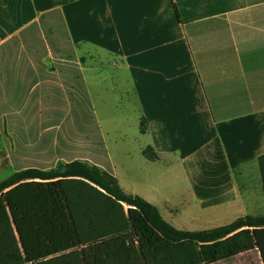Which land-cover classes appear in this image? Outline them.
I'll use <instances>...</instances> for the list:
<instances>
[{"label":"crops","instance_id":"crops-1","mask_svg":"<svg viewBox=\"0 0 264 264\" xmlns=\"http://www.w3.org/2000/svg\"><path fill=\"white\" fill-rule=\"evenodd\" d=\"M110 94L144 139L125 194L187 232L264 215V0H0V181L73 161L114 177Z\"/></svg>","mask_w":264,"mask_h":264},{"label":"trees","instance_id":"trees-1","mask_svg":"<svg viewBox=\"0 0 264 264\" xmlns=\"http://www.w3.org/2000/svg\"><path fill=\"white\" fill-rule=\"evenodd\" d=\"M143 156L157 159L150 148ZM257 167L264 198V154ZM250 251L264 264V215L177 230L86 162L28 168L0 181V264H219Z\"/></svg>","mask_w":264,"mask_h":264},{"label":"rangeland","instance_id":"rangeland-1","mask_svg":"<svg viewBox=\"0 0 264 264\" xmlns=\"http://www.w3.org/2000/svg\"><path fill=\"white\" fill-rule=\"evenodd\" d=\"M107 83L104 82L102 86L109 87ZM102 86H99L101 90ZM94 104L99 126V147L104 149V151L99 150V160L112 170L121 190L125 193V174H137L145 167L143 158L139 155L144 139L138 132L136 112L128 105L126 96L125 102H118L116 97L110 94L104 96L103 101ZM83 122L89 126L90 119H85ZM138 180L139 178L135 181ZM219 264L261 263L256 254H248Z\"/></svg>","mask_w":264,"mask_h":264}]
</instances>
